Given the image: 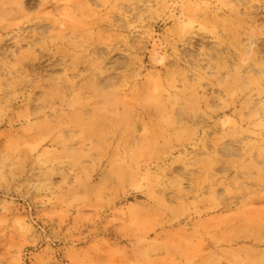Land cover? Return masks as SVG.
I'll return each instance as SVG.
<instances>
[{
  "label": "rangeland",
  "instance_id": "374dc122",
  "mask_svg": "<svg viewBox=\"0 0 264 264\" xmlns=\"http://www.w3.org/2000/svg\"><path fill=\"white\" fill-rule=\"evenodd\" d=\"M0 264H264V0H0Z\"/></svg>",
  "mask_w": 264,
  "mask_h": 264
}]
</instances>
